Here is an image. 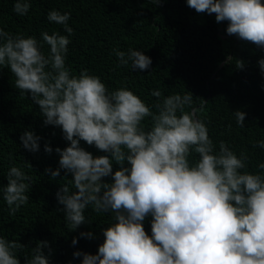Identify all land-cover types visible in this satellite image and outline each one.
I'll use <instances>...</instances> for the list:
<instances>
[{
  "label": "clouds",
  "instance_id": "clouds-1",
  "mask_svg": "<svg viewBox=\"0 0 264 264\" xmlns=\"http://www.w3.org/2000/svg\"><path fill=\"white\" fill-rule=\"evenodd\" d=\"M161 0H154L159 5ZM197 13L215 14L217 23L228 22L226 33L264 48L262 0H186ZM30 0H15L13 11L27 15ZM70 13L48 12L49 22L63 25L67 35L48 32L41 39L13 35L0 29V69L9 68L15 87L30 94L45 126L62 130L69 146L57 147L59 168L45 169L55 180L60 169L71 174L56 199L64 220L74 231L86 223L89 206L99 213H115L114 223L103 230L104 242L95 255L74 252L81 264H264V163L259 173L246 171L248 157L239 156L224 142L215 151L206 124L191 107L193 96L175 94L154 105L156 112L126 87L109 92L100 77L85 69L73 75L66 66ZM48 52H44V45ZM118 66L145 71L152 60L142 51L114 50ZM264 73V59L258 61ZM238 61L237 68L243 69ZM154 97H161L153 90ZM239 127L246 113L235 111ZM151 118L145 130L144 121ZM231 127V125H229ZM40 136L24 131L23 148L36 153ZM81 141L107 155L94 157ZM264 149V140L253 147ZM44 151L53 149L45 143ZM193 154L198 159H190ZM119 166L113 173V165ZM111 177L112 182H104ZM32 177L10 166L3 200L10 215L29 201ZM102 193V195H101ZM151 216V236L143 226ZM93 239V233H81ZM77 244L73 238L72 245ZM25 248L0 236V264H20L17 252ZM47 248L48 255L43 249ZM26 264H49L48 241H38Z\"/></svg>",
  "mask_w": 264,
  "mask_h": 264
},
{
  "label": "trees",
  "instance_id": "trees-1",
  "mask_svg": "<svg viewBox=\"0 0 264 264\" xmlns=\"http://www.w3.org/2000/svg\"><path fill=\"white\" fill-rule=\"evenodd\" d=\"M15 0H0V29L13 35L34 36L41 39L43 32L49 35H67L63 25L49 22L48 12L71 14L68 26L73 29L69 37L66 66L73 75L85 69L90 75L100 77L109 92L126 87L156 112L158 100L187 92L193 96L191 107L195 116L207 128L215 151L224 141L237 156L247 155L249 173H259L258 165L264 163V149L253 147L264 140V73L258 61L264 59V48L228 35V22L217 23L215 14L197 13L187 6L186 0H30L27 15L13 11ZM264 3V0H262ZM142 51L152 60L149 69L141 71L129 66H118L114 50ZM44 52L48 46L44 45ZM244 62L243 69L237 68ZM159 90L162 95H151ZM246 113L244 126L239 127L233 115L235 111ZM44 117L30 94H21L15 87V77L9 68L0 69V236L24 245L17 252L20 264L31 257V249L38 241H48L52 254L49 264H81L80 251L95 255L104 242L103 230L113 224L115 213L95 212L86 208L85 222L72 231L64 220L63 205L56 199L57 191L70 184L71 174L60 169L55 180L45 169L59 168L57 147L69 146L62 130L45 126ZM231 125V127H229ZM145 130L151 127V118L144 121ZM33 131L41 137L36 153L25 150L20 136ZM45 143L53 149L44 151ZM81 147L94 157L107 155L81 141ZM190 159H198L193 154ZM10 166L21 168L32 177L27 195L29 201L15 214L10 215L3 200L2 188L7 185ZM119 166L113 165V173ZM111 183V177L104 178ZM102 195V193H101ZM152 217L143 222L151 236ZM92 232L94 238L81 237ZM73 238L77 244L72 245ZM48 255V249H43Z\"/></svg>",
  "mask_w": 264,
  "mask_h": 264
}]
</instances>
